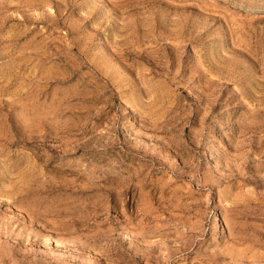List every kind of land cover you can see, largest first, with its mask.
Instances as JSON below:
<instances>
[{
  "label": "rangeland",
  "instance_id": "obj_1",
  "mask_svg": "<svg viewBox=\"0 0 264 264\" xmlns=\"http://www.w3.org/2000/svg\"><path fill=\"white\" fill-rule=\"evenodd\" d=\"M0 264H264V0H0Z\"/></svg>",
  "mask_w": 264,
  "mask_h": 264
}]
</instances>
